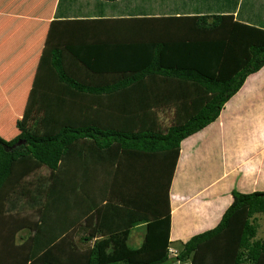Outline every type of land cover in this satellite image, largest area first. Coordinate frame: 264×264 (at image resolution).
I'll return each mask as SVG.
<instances>
[{"label":"trees","instance_id":"1","mask_svg":"<svg viewBox=\"0 0 264 264\" xmlns=\"http://www.w3.org/2000/svg\"><path fill=\"white\" fill-rule=\"evenodd\" d=\"M136 19L153 21L135 33L129 24L125 27L132 32L115 25L118 43L108 45L85 36L54 44L48 31L15 120L17 130L10 138L0 134V264H36L40 257V264H80L82 258L85 264H163L170 258L182 264H264V236H257L264 190L233 189L219 220L176 242L173 255L160 248L149 259H131L122 256V247L107 250L109 240L100 237L86 251L67 231L69 226L74 233L91 228L88 221L75 223L81 214L74 213V220L69 215L68 192L72 195L76 185L66 186L67 202L60 194V176L70 171L75 145L81 150H74V157L103 156L110 162L118 152L99 149L134 151L121 152L116 167L107 171L113 190L123 188L124 198L135 204L154 203L153 178L161 166L156 154L179 147L184 137L213 121L246 76L264 64V26L229 9ZM110 21L98 19L104 28H111ZM75 64L86 72L74 71ZM165 110H172L173 120L163 126L159 112ZM41 166L48 168L46 175L36 174ZM23 199L28 212L22 211ZM53 218L60 221L54 231L49 227ZM94 225L99 232L104 229ZM21 228L28 231L17 239ZM92 231L83 233L82 241L95 236ZM56 232L62 235L55 238ZM36 239L52 252L46 259L35 253Z\"/></svg>","mask_w":264,"mask_h":264},{"label":"crops","instance_id":"2","mask_svg":"<svg viewBox=\"0 0 264 264\" xmlns=\"http://www.w3.org/2000/svg\"><path fill=\"white\" fill-rule=\"evenodd\" d=\"M234 1L236 0H0V90L2 96L9 101L4 102L6 106L2 110L7 111L8 107H12L13 101L19 107L17 111H22L48 31L52 33L54 44L65 42L67 38L70 40V37L79 39V36H85L86 41H105L108 45L109 42L118 43L119 36L116 32L112 33L115 25L132 32L130 27H125L129 24L135 33L143 29V24L153 21L134 20V17L184 15L205 7L212 11L229 9L236 17L264 26V16L260 14V18L257 17L254 9L252 10L254 5L250 9L244 6L249 0H237L235 5ZM252 3L254 4L253 0ZM261 4H264V0H261ZM242 9L247 10L245 16L240 13ZM251 12L253 15L249 16ZM99 18L111 20V28L108 25L104 28L98 22ZM134 21L137 23H133ZM8 29L14 33L11 38L9 34H5ZM134 37L139 38L140 33ZM62 53L70 58L64 50ZM10 54L13 56L11 60L8 56ZM92 55L99 56L97 53L89 54L91 57ZM72 67L76 72H86L83 65L75 64ZM16 130L17 128L10 133L0 129V134L10 138ZM74 150H81L80 145H75ZM74 150L69 174L78 175L81 162L94 163L97 167L101 163V172L96 168V175L101 174L100 183L105 184L101 191L98 187L100 185L92 187L90 198H94V204L91 206V201H87L75 223L82 222L86 215L98 209L95 220L104 229L98 232L92 223L89 230L94 232L96 229L95 237L109 240L107 250L122 247L125 251L122 256L127 255L131 259H147L160 248L163 251L167 249L169 255L174 254L175 251L173 253L171 249L177 250L176 242L185 241L190 235L213 226L219 220L232 200L233 189L264 190V64L246 76L213 121L184 137L179 147L156 154L160 157L161 166L160 170L156 168L153 178L157 187L154 203L148 201L145 204H135L124 198L123 188L113 190L112 174H107V171L116 167L121 152L134 151H121L115 146L99 149V152L104 151L103 154L111 150L118 152L119 157L110 162L103 156L91 158L86 154L84 158L74 157ZM209 164H218L220 170L213 169L216 175L206 181L204 168ZM194 170L198 172L195 173ZM79 197L84 201L88 198L74 188L69 201V212L73 215ZM146 217L149 219L143 221ZM42 220L43 214L40 222ZM54 220L55 226L60 223L58 219ZM91 221L92 216L89 215L88 223ZM191 226L195 227L191 229ZM133 233H136V239L131 242ZM41 246L36 239L35 253L40 252V249L43 252L44 247H47L44 242ZM170 259L164 263L182 264L170 262Z\"/></svg>","mask_w":264,"mask_h":264},{"label":"rangeland","instance_id":"3","mask_svg":"<svg viewBox=\"0 0 264 264\" xmlns=\"http://www.w3.org/2000/svg\"><path fill=\"white\" fill-rule=\"evenodd\" d=\"M158 1H161V0H158ZM163 1H165V0H163ZM181 2V1H180ZM253 2H254V4L252 3V0H249L248 2H247V4H245L244 6L245 7H247L248 9H250L253 5V7H252V10L254 9V11L256 12V15H257V17H259L260 18V14H262L263 16H264V4H261V0H253ZM177 5V4H176ZM172 8L174 9L175 8V5H173L172 6ZM246 12H247V10H245V9H242V11H240V13H242L241 15L242 16H245V14H246ZM250 15H253L252 14V12H251V14H249V16ZM264 21V20H263ZM31 26V25H30ZM12 31L11 30H7L6 32H5V34H9V38H11L12 37ZM14 34V33H13ZM11 52H14L15 53V51H11ZM10 53V52H9ZM13 54V53H12ZM12 54H10V55H8V56H10L9 58H10V60L12 59ZM10 75L12 74L11 72L9 73ZM6 96L8 97V98H10V99H12V97H11V95L9 94V93H6ZM5 101H7L6 100V98L4 97V96H2V91L0 90V129H2V130H5V131H7V132H10V133H12V132H14L15 131V129H16V126H15V120H16V118L17 117H19L20 115H21V112H19V111H17V109H19V107L18 106H16V105H14V103H13V101L11 102V104H12V111H10V110H7V111H3L2 110V108L3 107H5L6 106V104L4 103ZM7 102H9V101H7ZM5 104V105H4ZM226 106V105H225ZM23 108V107H22ZM20 113V114H19ZM173 113H172V110H165V111H160L159 112V119H160V122L162 123V125L163 126H166V125H168L169 123H171L172 122V120H173ZM14 128V129H13ZM210 129H211V127H210ZM210 129H209V131H210ZM9 133V134H10ZM5 134V133H4ZM212 134V132L210 133V135ZM2 135V134H1ZM3 136V135H2ZM4 137V136H3ZM92 161H95V159H92ZM96 162V161H95ZM86 163L87 162H81L80 164H79V170H80V173L78 174V175H76V176H71L70 177V175H69V171L68 172H64V176H63V179H60V184L63 186L62 187V189H61V192H60V194H64V196H65V200L66 201H64V202H67V197H66V191H65V188H66V186H68V185H72V186H75L76 185V188L78 189V191H79V193H81V194H85V196H87L88 198H87V200H82L83 198H81V197H79L77 200H76V205H75V214H76V216L78 215V214H81V210L82 209H85V206L87 205V201H91V206H92V204H94V202L92 203V201L94 200V198H90L91 197V195H92V187H95L96 185H100V186H98L99 187V190L101 191V188H102V186L103 185H105V184H101L100 182H101V174L99 175V174H97L96 175V168H98L99 169V172H101L100 171V164H99V166L97 167V165L96 164H94V163H87V165L88 166H86ZM206 166V165H205ZM204 166V167H205ZM203 167V168H204ZM212 169V170H211ZM213 169H217V170H220V166L218 165V164H209V165H207L205 168H204V171H205V180L207 181L208 179H211L213 176H215L216 175V171H214ZM195 171V173H197L198 171L197 170H194ZM37 172L38 173H36V174H47L48 173V168L46 167V166H41L38 170H37ZM68 173V174H67ZM66 176L67 177H69L70 179H66ZM86 177V178H85ZM200 180H201V177H200ZM104 187V186H103ZM102 192H103V189H102ZM68 194H70V197H71V192L69 191L68 192ZM98 194H100V192L98 193ZM24 201H26V200H21L20 201V204L22 205V206H25V207H23V209L24 210H22L23 212L25 211V212H28L29 210H30V205H27V203L26 202H24ZM5 204H7V202L5 203ZM24 204V205H23ZM18 205H19V203H18ZM66 206V205H65ZM45 210V208L43 209V211ZM56 211V210H55ZM55 211H53V214H54V216H56V213H55ZM98 212H99V210L98 209H95V210H93V213H89L88 215H86L85 217H84V220L82 221V222H80V225L81 226H83L84 225V222L86 221H88V217H89V215H91L92 216V221L89 223V224H92V223H94L96 220H95V216H97L98 215ZM59 214H60V206H59V209H58V211H57V218L59 217ZM70 215V217L74 220V218H75V216L73 215V214H69ZM53 216V217H54ZM78 217V216H77ZM258 221H259V225H258V231H257V236H259V237H263L264 236V214L263 213H259L258 214ZM54 219V218H53ZM54 225H55V220H53V221H51L50 223H49V227L51 226H53L52 227V230L54 231ZM71 229V227L69 226V227H67V231L69 230V233L73 236V238L75 239V240H77L78 241V243L80 244V246H81V248L82 249H86V248H91V246H92V244H93V240H95V236L94 237H92L91 239H89V240H84V241H82L83 239H82V234L83 233H87V232H90L91 230H89V228H88V231L85 229V230H82V229H80V230H78L77 231V233H74V229H76L75 227H73V229H72V231L70 230ZM139 229V228H138ZM140 229H142V228H140ZM27 229L26 228H21V229H18L17 230V232H16V238L18 239V237L20 236H22V235H25L26 233H27ZM53 231H51L50 232V234L51 235H53L52 234V232ZM65 232V231H64ZM93 232V231H92ZM95 232H96V230H95ZM99 232V231H98ZM135 234L136 233H133L132 234V236L130 237V240H131V242L132 241H134L135 239H136V236H135ZM62 234H59V233H57L56 234V236H55V238L56 237H58V236H61ZM144 236H142V238H143ZM55 238L53 239V240H55ZM140 240H141V237H140V239H138L137 240V244L140 242ZM128 242H129V240H127ZM42 243V242H41ZM45 249H43L42 251L44 252H42L43 254V259H46V256H50L51 254H52V252L49 250H47L46 248L47 247H44ZM45 250H47V251H45ZM91 250V249H90ZM40 251H41V249H40ZM83 252L84 253H86L84 250H83ZM46 255V256H45ZM171 255H173V254H171ZM149 259V258H148ZM33 262V261H32ZM31 262V263H32ZM170 262H172V261H170ZM41 263V257H40V259H38V261H37V263L36 264H40ZM79 263L80 264H85V261H84V259L82 258L81 260H79ZM185 264H187V263H185Z\"/></svg>","mask_w":264,"mask_h":264},{"label":"clouds","instance_id":"4","mask_svg":"<svg viewBox=\"0 0 264 264\" xmlns=\"http://www.w3.org/2000/svg\"><path fill=\"white\" fill-rule=\"evenodd\" d=\"M171 250L173 251V253H174V251H175V253H176V251H177V250H174V249H171ZM175 253H174V254H175Z\"/></svg>","mask_w":264,"mask_h":264},{"label":"water","instance_id":"5","mask_svg":"<svg viewBox=\"0 0 264 264\" xmlns=\"http://www.w3.org/2000/svg\"><path fill=\"white\" fill-rule=\"evenodd\" d=\"M18 142H20V140L18 139Z\"/></svg>","mask_w":264,"mask_h":264}]
</instances>
